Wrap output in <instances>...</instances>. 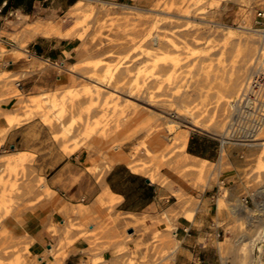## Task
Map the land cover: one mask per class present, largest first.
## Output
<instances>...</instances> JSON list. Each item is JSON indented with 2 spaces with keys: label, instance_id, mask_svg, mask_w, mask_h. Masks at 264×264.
Segmentation results:
<instances>
[{
  "label": "rangeland",
  "instance_id": "obj_1",
  "mask_svg": "<svg viewBox=\"0 0 264 264\" xmlns=\"http://www.w3.org/2000/svg\"><path fill=\"white\" fill-rule=\"evenodd\" d=\"M77 2L79 8H71L65 24L73 25L66 36L78 38V44L70 62L57 66L59 81L21 89L20 76L0 70V264H65L66 248L75 243L88 253L80 264H170L177 245L173 221L193 220L197 213L221 218L223 264H264L259 238L264 148L231 141L222 156L220 136L236 109L251 107L264 115V109L258 111L264 89L255 91L250 80L258 64L264 69V37L256 30V20L264 22L257 15L264 0ZM6 52L3 45L0 56ZM135 87L157 100L149 107L163 113L159 120L143 106L131 112L125 105L123 93ZM114 88L121 93L110 92ZM168 118L183 123L179 130L188 129L191 120L207 124L208 131L192 130L189 140H218L219 157L180 165L185 154L173 148L176 130ZM149 122L160 124L153 133ZM257 130L254 124L235 135L253 139ZM81 150L94 173L124 164L147 178L157 173L154 183L169 192L172 207L156 217L153 241L137 244V250L144 246L143 254L128 246L131 236L125 228L131 223L119 228V217L112 214L118 199L109 198L108 190L97 196L95 215L90 206L79 204L71 210L79 219L67 211L63 226L50 227L58 235L56 244L47 248L35 240L34 231L60 199L39 166H52ZM202 163L208 164L205 174L197 171ZM112 246L118 255L103 259L102 251Z\"/></svg>",
  "mask_w": 264,
  "mask_h": 264
},
{
  "label": "crops",
  "instance_id": "obj_2",
  "mask_svg": "<svg viewBox=\"0 0 264 264\" xmlns=\"http://www.w3.org/2000/svg\"><path fill=\"white\" fill-rule=\"evenodd\" d=\"M74 4L75 0H0V55L3 45L7 49L0 56V70L20 76L19 88L37 90L60 80L57 66L64 68L70 62L78 44V38L66 36V31L73 26L65 23ZM48 24L55 28L51 29ZM16 35L18 40L14 39ZM19 136V132L14 134L15 138ZM188 143L187 151L194 156L206 160L219 157L221 146L212 137L191 136ZM87 159L88 154L81 150L56 160L52 166H39L60 199L50 217L34 231L38 244L50 248L58 242V235L50 227L63 226L67 211L69 216L79 219L71 212L73 206H90L95 215L97 196L107 190L111 193H106L109 198L118 199L112 214L119 217V228L131 223L125 228L131 236L128 242L131 250L136 251L137 244L152 242L156 217L172 207L167 189L124 164H115L103 174L101 168L94 173L85 166ZM220 220L197 213L193 220L180 217L173 221L177 245L170 264H223L218 243L226 228L219 224ZM137 221L145 223L136 225ZM66 252L65 264H80L88 256L82 243L71 245ZM137 252L143 254L144 246ZM117 255L116 246L102 251V258L106 260Z\"/></svg>",
  "mask_w": 264,
  "mask_h": 264
},
{
  "label": "bare ground",
  "instance_id": "obj_3",
  "mask_svg": "<svg viewBox=\"0 0 264 264\" xmlns=\"http://www.w3.org/2000/svg\"><path fill=\"white\" fill-rule=\"evenodd\" d=\"M109 1V0H108ZM113 1V0H112ZM79 2H77L76 4H74V6L73 7H78L79 5ZM109 4V3H108ZM113 4V3H112ZM118 5V3H115V5ZM120 4V3H119ZM121 6H124V7H126V6H129V5H121ZM130 7V6H129ZM79 8V7H78ZM257 30V29H256ZM168 43H170V45H172L173 47L174 46H176L177 45V43L173 40V39H171V40H169L168 39ZM22 48V47H21ZM40 59V58H39ZM42 59V58H41ZM48 62V61H47ZM81 63V62H80ZM82 66V65H81ZM84 66V65H83ZM74 67H75V64H74ZM73 66L71 67V68H74ZM79 67H80V65H79ZM83 68V67H82ZM262 68V66H260L259 64L257 65V69H258V71L256 72V74H253V75H255L254 77H253V75H252V77H251V81H253L252 82V86H253V88H254V90L255 91H258L259 90V88L261 87V89H264L263 87H262V83L260 82V78H263L262 77V75L264 74V69L262 70L261 69ZM76 69V68H75ZM67 70V69H66ZM72 70V69H71ZM73 71H75L76 72V70H74L73 69ZM31 72H32V70H31ZM71 72V71H70ZM77 74V73H76ZM261 75V76H260ZM77 76V75H76ZM100 87H102V86H100ZM143 89V88H142ZM142 89H141V87L139 88V87H135V88H133V89H130L129 91H127V92H124L123 94L125 95L124 96V102H125V105L126 106H128L130 109H131V112L132 111H136V112H138L137 111V108H138V106H143V108H145V110H151V112H149L150 113V116H151V118H153L155 121L156 120H159L162 116H163V113L162 112H159L158 110H154V108L152 109L151 107H149V105L150 106H152V107H155V101H157V100H155V98H153V96L152 95H143V91H142ZM91 91V90H90ZM146 91V90H145ZM110 92H112V93H114V94H116V95H119L120 93H121V91H119V90H117V89H112ZM147 92H149V91H147ZM146 94V93H145ZM144 97V98H143ZM146 98V99H145ZM251 98L253 99V98H255V96L254 95H252L251 96ZM138 100H140V101H142V103L143 104H140V103H138L137 101ZM156 106H157V104H156ZM240 106H243V104H239V108H240ZM253 106H255V105H253ZM257 107V106H256ZM251 107H249V108H247V110L245 111V108L243 107L242 109H236L235 111H234V117L233 118H235V116H236V120L237 119H241L240 120V122H241V126H240V128H238V129H235V130H233V131H230L229 129H226V130H223V132H221V139H222V142H223V145H222V150H221V152H222V156L223 155H225V151H226V149L224 148L225 146H224V144H225V142L226 141H228V139H234V140H241L240 142H239V144H244V145H249V146H253V147H259V148H264V115L261 113V112H256L255 113V110H252V111H249V109H250ZM156 109H157V107H156ZM264 109V106H262V107H260V109L258 110V111H260V110H263ZM125 110V109H124ZM165 112V111H164ZM241 112V113H240ZM181 118H183V117H181ZM232 118V119H233ZM169 119V118H168ZM232 119H230V122H231V120ZM184 120V119H183ZM190 120V119H189ZM167 122H171L172 123V128L174 127L175 128V133H174V138L176 139V142L177 143H174V146H173V148H180L181 150H182V152L185 154L184 155V157L182 158V159H180L179 160V164L180 165H182V164H184V163H188V159L189 160H195V161H201V162H203V161H205L206 159H203V158H199V157H197V156H194V155H192V154H190L187 150H186V148H187V144H189L188 143V140H189V136H190V133H191V131L192 130H203V131H208L209 129H210V127H208L207 126V124L205 125V124H203V122H200V121H198V120H191L192 121V123H191V125H185V126H187L188 127V129H178V128H182V122H179V121H176V120H174V119H169V120H166ZM254 122V123H253ZM157 123V122H156ZM156 123H154V122H149V128H150V130L152 131V133L154 132V131H156V128H158V126L160 125H158V124H156ZM190 123V122H189ZM178 124V125H177ZM257 125L258 126V130L256 131V133L254 134V136H255V138H253V139H251V138H245V139H242V138H240L239 137V135H235V134H240V133H243V131H248L249 130V128H251L253 125ZM216 131V130H215ZM238 131H240V132H238ZM231 133V134H230ZM218 135V134H217ZM252 140V141H251ZM264 150V149H263ZM225 152V153H224ZM188 165V164H187ZM205 165H206V167H205ZM207 165L208 164H206V163H202V165L197 169V171H199L201 174H205L206 172H208V168H207ZM147 168V166H145L144 168H142L141 170H144V169H146ZM136 171V170H135ZM138 171V170H137ZM136 171V172H137ZM157 173H155V174H153V173H150L148 176H149V179L151 180V182H156V180H157ZM210 180V179H209ZM48 194V193H47ZM260 209H262V208H264V201H263V203H260ZM198 210V207L197 208H195L194 210H193V214H192V216H191V218L193 217V215H194V212H196ZM262 228V227H261ZM259 231H262V233H261V235H259L260 237V239L261 240H264V225H263V229H260ZM175 232L173 231V234H174ZM259 234V233H258ZM257 234V235H258ZM256 239V238H255ZM258 239V238H257ZM259 240V239H258Z\"/></svg>",
  "mask_w": 264,
  "mask_h": 264
},
{
  "label": "built area",
  "instance_id": "obj_4",
  "mask_svg": "<svg viewBox=\"0 0 264 264\" xmlns=\"http://www.w3.org/2000/svg\"><path fill=\"white\" fill-rule=\"evenodd\" d=\"M123 5H127V4H123ZM257 15H258V17L259 18H262V17H264V10H259L258 12H257ZM256 25H257V27H256V29L259 31V32H261V33H263V35L261 34V36L262 37H264V22L263 21H260V20H256ZM264 40V39H263ZM262 58V57H261ZM260 58V59H261ZM255 75H253V77H254ZM261 76V75H260ZM264 76V74L262 75V77ZM261 80H260V82L262 83V87L264 88V77L263 78H260ZM242 119V118H241ZM240 119V120H241ZM240 120L239 119H237L236 120V116H235V118H233L232 120H231V122L229 121L228 122V124H227V129H229L230 131H233V130H235V129H238V128H240V126H241V122H240ZM231 141H234V142H237V143H239L238 142V140H234V139H228V141H226V142H231ZM225 142V143H226ZM223 145V142H222V139H221V146Z\"/></svg>",
  "mask_w": 264,
  "mask_h": 264
},
{
  "label": "water",
  "instance_id": "obj_5",
  "mask_svg": "<svg viewBox=\"0 0 264 264\" xmlns=\"http://www.w3.org/2000/svg\"><path fill=\"white\" fill-rule=\"evenodd\" d=\"M148 181H149V179H148Z\"/></svg>",
  "mask_w": 264,
  "mask_h": 264
}]
</instances>
